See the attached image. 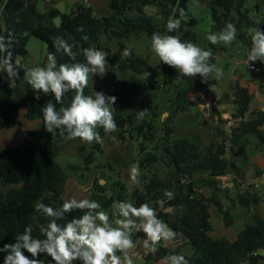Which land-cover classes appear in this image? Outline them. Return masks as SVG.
Returning a JSON list of instances; mask_svg holds the SVG:
<instances>
[{"label":"trees","instance_id":"16d2710c","mask_svg":"<svg viewBox=\"0 0 264 264\" xmlns=\"http://www.w3.org/2000/svg\"><path fill=\"white\" fill-rule=\"evenodd\" d=\"M39 0H0V44L6 48V52L0 56L11 53V62L16 66L19 75L15 78V84L26 89L25 97L15 100L13 97L15 84H11L4 72L0 71V113L7 128L17 124L20 109H25L26 116L30 120H39L40 127L29 131L27 140L20 148L0 150V247L4 243L13 242L18 233L24 228L33 225V235L43 238L39 233V225L46 224L44 217L35 212L37 202H43L52 207H59L63 203L62 195L68 179L67 172L55 161V157L61 152L59 144L67 139L59 134V130L49 133L44 128L41 108L51 100L56 103L54 96L39 94L32 91L30 85L24 79V68L19 64L18 57L27 54V44L35 37L46 44L47 56L55 52L53 38L60 36L74 45V51L78 52L77 61L83 62L84 58L79 54V49L95 46L107 53V60L113 58L117 61L120 73L133 71L139 74H149L146 85L153 89L165 88L174 85L177 93L175 101L171 100L172 108L170 116L162 122L161 130L156 124L155 118H147L149 112L141 118L139 111L149 110L152 106V95L143 96L144 86L131 82L129 79L120 81L123 89L114 96L117 98L114 112L118 127L116 131L122 141L128 139L138 143L139 157L137 165L140 169L139 184L136 185L131 201L136 206L141 203H149L157 207L158 214L170 228L178 234L185 236L195 248L194 254L188 260L189 264H261L264 259L260 251L264 249V220L255 215V222L245 228L244 237L234 242L227 238L214 239L211 236V213L213 205L219 207L224 214L227 225L231 224L228 210L224 211L219 200L220 187L218 177L225 176L229 170H233L237 176V203L243 207H250L259 202V195L250 185L242 190L244 175L238 168L236 159L247 157L246 147L248 137L256 136L264 143V112L254 111L248 115L251 104V94L248 89L237 87L235 104L238 106L237 117L241 118L239 124L233 129L230 138L229 158L224 142L225 131L219 128L213 135L211 145L201 151L196 143L186 140L174 139L173 116L176 112L186 111L191 106H197L203 102L201 95L190 99L193 91L200 94H210L209 85H215L210 77L208 83L201 82L197 76L194 79L179 77L174 68L158 63L160 81L157 74L153 73L154 65L147 59L134 55L120 58V54H113L111 48L101 41L102 36H112L118 40L129 39L134 32L146 34L151 38L152 33L176 35L183 41H191L198 45L199 35L196 27L199 24L188 8L190 0H108L110 15H95L92 7L76 4L70 13L61 14L52 9L46 13H40L37 7ZM258 8L264 4V0H258ZM212 16V29L214 32L222 30L226 24L232 23L237 28V37L240 41L251 46L249 30L260 27L264 30V22H256L249 18L250 8L247 0H209ZM155 6L157 12L149 13L150 7ZM183 10L184 15H180ZM61 15L62 23L57 27L54 18ZM169 18L179 19L180 28L168 33L166 29ZM88 39L85 40L84 37ZM205 49L213 52L211 63L216 57L225 51L221 45L208 43ZM58 63L71 62L68 57L56 53ZM46 56V59H47ZM46 63V60H45ZM179 78V83L176 80ZM85 94H94V89L89 83ZM74 93H68L64 97L63 105L68 106ZM155 116V113H154ZM224 122H221L223 125ZM99 134L105 136L102 128ZM162 131V133L160 132ZM101 144L96 143L92 151L84 155L86 165L95 160L96 151H100ZM161 163L166 173L159 174L151 170ZM207 187L211 195L206 196L202 189ZM112 194H109V186L96 182L90 199L98 201L104 210H112L115 200H126V187L120 179L112 185ZM173 193V198L164 196V191ZM164 199L165 210H160L156 202ZM181 208L182 215L170 218L167 209ZM76 210L69 214L79 216ZM64 221H60L63 223ZM136 239H145L144 233H133ZM181 254V250H170L161 244L152 257L160 260L166 255ZM3 255L0 253V264H3ZM149 256V260L152 259ZM49 257L41 256L44 264H48Z\"/></svg>","mask_w":264,"mask_h":264},{"label":"clouds","instance_id":"9594fccd","mask_svg":"<svg viewBox=\"0 0 264 264\" xmlns=\"http://www.w3.org/2000/svg\"><path fill=\"white\" fill-rule=\"evenodd\" d=\"M183 16V10H180ZM180 28V20L169 18L166 29L168 33ZM251 46L247 53V63L259 61L264 64V31L259 27L249 30ZM88 39L87 36L84 37ZM206 39L212 45L230 46L237 39V28L228 23L219 32H210ZM55 52H50L44 66L24 68V79L37 93L54 96L56 103L49 100L42 108L44 128L59 134L67 140L77 138L85 143L103 144V138L97 129L102 128L107 134L115 133L118 127L114 112L117 98L106 95L103 91H95L92 95L85 94L89 83L93 85V77L103 78L109 71L107 53L90 46L79 49L83 62L77 61L78 52L74 45L60 36L53 38ZM151 50L159 60L174 68L179 77L194 79L208 83L209 78L216 80L224 76L222 67L211 63L213 52L191 41H183L179 36L154 32L151 35ZM6 52L0 44V53ZM56 53H61L71 62L58 63ZM124 56L131 55L128 49ZM0 71L5 72L11 84L19 75L16 66L11 62V53L0 56ZM179 83V78L176 80ZM209 90L212 86L209 85ZM74 93L68 106L63 105L64 97ZM147 109L139 111L143 117ZM113 141L116 137L111 136ZM140 169L132 165L129 172L130 180L139 184ZM164 196L173 198L171 191L165 190ZM165 200L156 202L160 210H165ZM113 212L103 209L93 199L72 197L63 201L59 207H52L37 202L35 212L44 217L46 224L39 225V233L43 238L33 235V225H27L22 233H18L13 242L4 243L0 247L3 264H44L41 256L49 257L48 264H136L139 253L133 233H144L143 246L155 252L162 242L167 246L177 238L178 233L160 218L157 207L149 203L136 206L126 200H115L111 205ZM79 210L80 215L68 218L69 214ZM60 221H64L60 223ZM162 264H189L184 255L170 254L162 258Z\"/></svg>","mask_w":264,"mask_h":264},{"label":"crops","instance_id":"0c3cea01","mask_svg":"<svg viewBox=\"0 0 264 264\" xmlns=\"http://www.w3.org/2000/svg\"><path fill=\"white\" fill-rule=\"evenodd\" d=\"M43 1L47 3V9L44 12L39 11L40 13H46L52 9L59 11L57 7L62 3L65 8V13H69L67 12V5L62 0ZM84 3L85 2H83V0H81L80 3H77V0H75V4L72 9L75 8L76 4L84 5ZM262 9H264V4L262 5ZM108 11H110L109 14L112 13L111 10ZM212 24L213 22L211 21L210 25H206L205 28H199L200 25L196 27V31L199 35L198 46L204 48L208 43H210L206 39V37L208 33L214 32L212 29ZM219 45L224 46V44L222 43ZM249 48L250 47L247 45V48L245 49L246 58L243 61L239 60L235 62V66L227 65L223 68L224 76L221 79L216 80L212 78L215 82V85L212 86V91L210 92V94L203 95L196 90L190 94L191 100H193L196 96L201 95L203 102L197 106L189 107L186 111L176 112V114L173 116L172 124L174 127V139L186 140L192 143H196L200 147V150L202 152L205 151L211 145L212 137L217 133V130L219 128L226 131V124L229 120L232 121L236 118L241 120L240 117H237L238 106L234 102L237 87L246 88L251 94V104L249 113L246 115L247 118L248 115H250V113L254 111L261 110L264 112V64H261L259 61L250 63V66H259L261 69L260 73L252 71L250 69V66L247 63V53ZM46 56L43 61V66L45 64ZM29 60L33 61L30 58V53H27L24 56L23 67L26 68L39 66L41 62L40 59L32 63ZM219 61L220 60L218 56L216 57L214 64L218 66ZM32 64L34 65L32 66ZM240 67H242V70H240ZM30 89L34 91L32 88ZM25 95H27L26 89L15 84L13 94L14 99L19 100L25 97ZM207 103L210 104V107L203 106ZM221 122H224V124L221 125ZM39 127L40 121L28 119L25 109L19 110L17 124L11 128L6 127L0 113V150L20 148L24 141L28 138L27 133L32 130H37L39 129ZM113 135H116L117 138L114 145L115 148H117L118 145L119 147H121V145H125L126 141H122L119 138L117 132L113 133ZM248 139L249 143L246 147L247 157L245 159H236L235 162L237 163L238 168L241 169L244 175V180L248 181V183L242 185L241 189L245 190L250 185H253V188L259 195V202L257 204H252L250 207H243L239 203H237L236 200L239 189L236 186L237 176L233 170H229V172L225 176L218 177V184L221 190L219 193V200L223 205L224 211H229L231 224L227 225L225 223L224 214L221 212L218 206L213 205L210 208L212 225V231L210 234L214 239L227 238L232 242L240 240L244 237L246 226L255 222V215H259L264 220V143H261L259 139L254 135L249 136ZM128 140L132 142V140ZM229 150L230 146L227 148L228 158L230 157ZM104 151L105 148L101 144L100 151H97L95 153L94 162L88 165L89 168L85 169V174L83 172H81L80 174V176H84V179H81L79 176L81 180L80 181L77 177L69 175V178L65 184L64 193L62 195L63 201L72 197H75L77 199H90L93 191V186L96 181L98 180V182L102 184V179L100 178L101 174H105L106 172H108V174H106L111 177H113L112 173H116L118 175V169L120 168V165L117 164L118 162H115L113 164L108 163L107 165L96 164L98 153H102ZM134 164H137L136 158L134 160ZM250 169L251 174H253V178L251 180H248L246 174ZM91 170L93 171L91 172ZM112 179H114L110 180L112 183H114L118 179L122 180L120 177H114ZM106 181L108 182V179H106ZM201 191L206 196L211 195V192L207 187H204ZM111 192L112 189H110L109 194ZM167 211L171 219H173L175 216L180 217L182 215L181 208L172 207L167 209ZM143 241L144 239L135 240L137 244L136 251L139 253V258L137 259L136 264H162V259L154 260L152 258L154 256V253L158 250V246L156 251L152 252L144 248ZM161 245L164 246V243L162 242ZM164 247L174 251L181 250L186 259L192 257L195 251V248L193 247L191 242L182 234H178L176 239H174ZM259 253L264 257V249ZM149 256L152 258L151 260H149ZM261 264H264V259L261 261Z\"/></svg>","mask_w":264,"mask_h":264},{"label":"rangeland","instance_id":"374dc122","mask_svg":"<svg viewBox=\"0 0 264 264\" xmlns=\"http://www.w3.org/2000/svg\"><path fill=\"white\" fill-rule=\"evenodd\" d=\"M62 1L67 5V12L70 13L72 7L75 4V0ZM258 2V0H247V7L250 8L249 18L259 23L264 22V9H262V5L261 8L256 7ZM109 4L110 2L108 0H91L84 3L85 6L92 7L96 15L104 16L110 15V11H108L110 10ZM208 4L209 0H204L203 3H200L199 0H190L188 4L190 12L200 22L198 24L200 25L199 28H205L206 25H210V22L212 21L211 9ZM38 9L40 12H44L47 9V3H45L43 0H39ZM148 12L153 14L157 12V8L155 6L150 7ZM261 30L264 31L263 29ZM101 41L111 48L113 54H120L121 59L127 57L123 55V51L125 49H128L131 52L132 56L138 55L147 59L151 64L154 65L153 73L157 74V78L160 81L161 76L160 70L158 69V63L160 60L151 50V38H149L146 34L134 32L129 39L122 40H118L112 36H102ZM223 47H225V51H223V53L219 55L220 61L218 63V66H222V68L226 67L227 65L235 66V62L239 60L243 61L246 58L245 49L247 48V45L240 41L238 37L230 46L224 45ZM26 48L27 53H30V58L33 60L29 61L32 63L40 59L41 62L39 66H43V61L45 59V56L47 55L46 44L39 39L32 37L29 40ZM108 62L110 65L108 73L103 78L99 76L93 77V85L90 80L94 92L103 91L106 95L114 96L118 91H121L123 89L120 81L126 78L131 82H136L144 86L143 96L153 94L152 106L148 110L149 114L147 118H155L156 124L161 130L162 122L170 116V112L172 108H174L170 107V105H172L173 103L171 102V100L175 101L174 99L177 93L175 86L167 85L165 86V88L157 87L156 89H153L151 86L146 85L145 82L149 74H139L133 71H127L122 74L117 67V61H114L113 58H110L108 59ZM33 65L34 64H32V66ZM240 70H242V67H240ZM160 132L162 133V131ZM111 136H113V133L105 134V136H102L104 141L102 145L104 146L105 151L102 153H98L96 164L107 165L108 163L113 164L115 162H118L117 164L120 165V168L118 169V175L116 173H112L113 177L108 176V172H106L107 174H101L100 178L102 180L106 181V179H108V182L103 181L102 185L107 184L109 186V189H111L113 183L110 180H114L112 179L114 177H120L122 179L121 182L126 187V201H131L133 191L137 184H134L130 180L129 172L132 165H134L135 158L137 160V158L139 157L138 143L136 141L131 142L127 140L129 141V144L125 143L124 146L121 145V147H119L118 145L117 148H115L114 145L117 138L115 141H113L111 139ZM114 136L116 137V135ZM95 144L96 142H82L78 138L76 140H65L59 144L61 152L55 157V161L62 169L67 172L68 178L69 175H72L73 177H77L78 180H80V178L84 179V176H80V174L81 172L85 174V169L89 168V166L85 163L84 155L92 151ZM154 169L158 171L159 174L164 175L166 173V170L161 163H158V165H156V167H153L151 170ZM93 170H91V172ZM96 182H98V180ZM108 212L111 215L113 209L108 210Z\"/></svg>","mask_w":264,"mask_h":264},{"label":"built area","instance_id":"2783aa9c","mask_svg":"<svg viewBox=\"0 0 264 264\" xmlns=\"http://www.w3.org/2000/svg\"><path fill=\"white\" fill-rule=\"evenodd\" d=\"M81 0H77V3H80ZM89 0H83V2H88ZM250 69L252 71H255L257 73H260L261 69L259 66H256V65H251L250 66ZM204 107H210V104L207 103L206 105L204 104L203 105ZM241 120L236 118V119H233L232 121L229 120L226 124V131H225V136H224V142L226 144V147L228 148L230 146V138L232 136V131L233 129L239 124Z\"/></svg>","mask_w":264,"mask_h":264},{"label":"water","instance_id":"95a60500","mask_svg":"<svg viewBox=\"0 0 264 264\" xmlns=\"http://www.w3.org/2000/svg\"><path fill=\"white\" fill-rule=\"evenodd\" d=\"M199 1H200V3H203L204 0H199ZM57 8L59 9V11H60L61 14H62V13H65V8H64L63 3L60 4ZM54 23H55V25H56L57 27H59V26L61 25V23H62V16L59 15V16L55 17V18H54ZM18 60H19V62H20V65H21V66H24V56H19V57H18ZM4 75L7 77V74H6L5 72H4ZM126 143L129 144V141H126ZM246 176H247V179H248V180H251V179L253 178V174H251V169L247 171ZM103 181H104V180H102V182H103ZM104 182H105V181H104Z\"/></svg>","mask_w":264,"mask_h":264}]
</instances>
